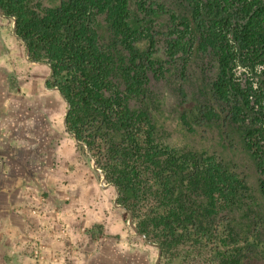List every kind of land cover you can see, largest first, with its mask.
Listing matches in <instances>:
<instances>
[{
	"label": "trees",
	"instance_id": "1",
	"mask_svg": "<svg viewBox=\"0 0 264 264\" xmlns=\"http://www.w3.org/2000/svg\"><path fill=\"white\" fill-rule=\"evenodd\" d=\"M191 1L181 32L200 33L197 46L213 51L214 93L235 120L249 114L242 140L256 163L264 205V0ZM0 8L15 19L29 59L48 65L46 86L68 103L65 131L87 146L105 182L117 188V203L131 212L142 239L159 246L160 264L264 262L258 224L240 233L229 216L252 206L245 178L213 154L162 142L151 113L129 105L154 60L153 40L144 32L148 21L132 16L129 0H59L51 6L0 0ZM171 47L183 51L182 38ZM239 70L241 83L233 80Z\"/></svg>",
	"mask_w": 264,
	"mask_h": 264
},
{
	"label": "rangeland",
	"instance_id": "2",
	"mask_svg": "<svg viewBox=\"0 0 264 264\" xmlns=\"http://www.w3.org/2000/svg\"><path fill=\"white\" fill-rule=\"evenodd\" d=\"M38 1L42 6L59 2ZM137 2L129 0V6L134 18L148 21L144 32L153 40L149 56L154 60L145 71L143 90L129 98V105L151 113L157 138L162 142L213 154L245 178L252 206L229 216L240 233L252 230L257 223L258 241L264 247V205L257 186L259 172L242 140L249 114L243 113L235 120L230 107L214 93L217 72L213 51L197 46L195 36L200 37V33L181 32L180 23L190 13L192 1L140 0L144 10ZM103 18L98 16L101 24H104ZM1 22L6 27V39L13 40L18 55L24 56L23 43L11 32L12 20L0 17ZM178 36L184 43L183 51L171 47ZM108 41L106 35L105 42ZM142 46L149 48L145 41ZM28 68L38 71L46 82L49 80L50 70L44 62L33 63ZM244 79L245 74L239 70L233 80L241 83ZM114 82L124 89L120 77L116 76ZM46 89L65 113L66 103L59 92L47 86ZM203 113L208 116L204 117ZM60 119L61 116L59 125ZM60 135L73 144L75 153L62 166L53 158L41 162L38 159L39 166H44L35 171L31 180L28 176L32 182L28 188V208L19 210L12 220L0 219V244L7 264H135L140 261L155 264L157 248L130 227L128 213L114 204V187L101 183L100 173L92 167L89 154L71 134L64 130ZM31 152L35 157L40 154L37 148ZM87 209L93 213V219H89ZM120 236H123L121 244ZM35 242L43 246L38 256L32 252ZM120 249L125 253L120 254ZM257 264L264 262L260 260Z\"/></svg>",
	"mask_w": 264,
	"mask_h": 264
},
{
	"label": "crops",
	"instance_id": "3",
	"mask_svg": "<svg viewBox=\"0 0 264 264\" xmlns=\"http://www.w3.org/2000/svg\"><path fill=\"white\" fill-rule=\"evenodd\" d=\"M0 17L7 18L1 14ZM5 34L6 27L1 22L0 219L9 217L12 220L19 210L28 208V188L32 187L28 176L31 180L35 171L44 166H39L40 162L53 158L62 166L67 157L75 153V148L64 135H60L65 130V113L46 89V81L41 79L38 71L28 70L33 63L26 60L25 54L18 55L17 45L13 40H7ZM54 139L57 141L52 144ZM35 148L40 152L37 157L31 152ZM86 213L89 219H93L89 209ZM122 237L118 239L120 244ZM119 253L125 252L121 250ZM144 263L140 261L139 264ZM0 264H7L2 244Z\"/></svg>",
	"mask_w": 264,
	"mask_h": 264
},
{
	"label": "water",
	"instance_id": "4",
	"mask_svg": "<svg viewBox=\"0 0 264 264\" xmlns=\"http://www.w3.org/2000/svg\"><path fill=\"white\" fill-rule=\"evenodd\" d=\"M0 14H1L2 16H5V15L2 14V12H1V8H0ZM5 17H8V18H10V19L12 20V34H13L16 38H18L23 44H25V43L22 41V39H21L20 37H18V35L16 34V31H15V19H14L13 17H9V16H5ZM25 50H26V52H25V58H26V60H28L29 62L34 63V64L39 63V62L31 61V60L29 59V55H28V54H29L28 48L26 47ZM54 89H55L56 91H58L57 88H54ZM58 92H59V91H58ZM61 97H62V99L64 100V102H65L66 105H67V109H66V112H65V117H66V113H67V110H68V103H67L66 99H65L62 95H61ZM65 117H64V126H66V125H65ZM65 128H66V127H65ZM71 136H72V138L74 139V141H75L76 143H80L79 140H78L73 134H71ZM84 148H85V151L89 154V156H90V158H91V161H92V167L100 173V176H101V183H105V174H104V172H102L100 169L96 168V164H95L94 157L89 153V150L87 149V146H86L85 144H84ZM110 185H112V186L114 187V190H115V193H116V197H115V200H114V204H115L116 206H118V207L123 208L121 205H119V204L117 203V197H118V194H119L117 188H116L113 184H110ZM124 210H125V209H124ZM126 212L128 213V223H129L130 227L133 229V231H134L136 234H139V233L137 232V230H136V227H135L134 223H133V219H132L131 212H130V211H126ZM150 244L153 245V246H155V247L157 248V258H156L155 264H159V262H160V256H161V250H160V248H159L158 245L153 244V243H150Z\"/></svg>",
	"mask_w": 264,
	"mask_h": 264
},
{
	"label": "built area",
	"instance_id": "5",
	"mask_svg": "<svg viewBox=\"0 0 264 264\" xmlns=\"http://www.w3.org/2000/svg\"><path fill=\"white\" fill-rule=\"evenodd\" d=\"M34 212V211H33ZM37 242V241H36ZM34 243V246H33V254L35 255V256H38V254H39V249L41 248V247H43V246H41V245H39V244H37V243ZM40 257V256H39Z\"/></svg>",
	"mask_w": 264,
	"mask_h": 264
}]
</instances>
